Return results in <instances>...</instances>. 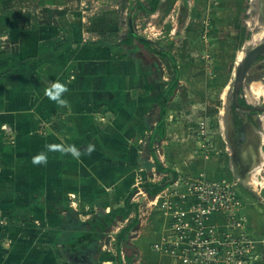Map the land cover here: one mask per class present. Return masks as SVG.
Masks as SVG:
<instances>
[{
  "label": "crops",
  "instance_id": "crops-1",
  "mask_svg": "<svg viewBox=\"0 0 264 264\" xmlns=\"http://www.w3.org/2000/svg\"><path fill=\"white\" fill-rule=\"evenodd\" d=\"M50 1L21 4L18 0H0V264H102L111 226L87 249L77 242L73 250V240L83 234L91 236L89 221L123 207L134 188L130 203L137 208L127 219L115 221L117 235L113 241L119 264H153L152 259L163 254L151 244L162 246L168 242V230L161 241L160 227L158 231L145 227L156 224L158 228L164 215L151 204L156 195L141 185L168 183L173 174L158 172L155 166L133 169L130 158L149 154L157 125L151 113L170 80L159 90L149 84L144 87L146 78L156 76L151 72L153 63L144 56L153 53L136 41L124 44L126 34L114 44L111 40L80 44L67 40L69 43L63 45L59 40L36 35L35 29L45 26L32 23V12L38 7L35 2L44 7ZM188 7L191 18L198 9ZM130 52L151 74H132L133 64L126 60ZM117 62H123L125 74L119 70L111 75V66ZM128 64L132 72L124 70ZM56 80L68 88L64 94L67 107L58 106L44 95L45 87ZM179 91L177 88L170 102ZM169 108L168 104L166 114ZM165 121L167 127V117ZM49 144L75 145L81 156L75 159L71 154L48 151ZM90 144L95 150L89 155L86 149ZM42 152L48 157L47 164L34 165L32 158ZM117 152L130 160L117 164ZM134 173L136 178L147 180L134 182ZM26 181L32 185L24 190ZM134 220L138 223L126 233L125 241L130 240L136 248L135 257L132 263H126L118 236ZM176 258V263H182Z\"/></svg>",
  "mask_w": 264,
  "mask_h": 264
},
{
  "label": "rangeland",
  "instance_id": "rangeland-1",
  "mask_svg": "<svg viewBox=\"0 0 264 264\" xmlns=\"http://www.w3.org/2000/svg\"><path fill=\"white\" fill-rule=\"evenodd\" d=\"M18 1L21 4L31 3V0ZM135 1L51 0L50 5L44 7H39L35 2L38 7L36 12H32L35 16L32 23L36 21L37 24L45 26L35 29L36 35L59 40L57 42L61 45L69 43L67 40L72 43L78 41L79 44L91 40H111V44H114L125 34L128 36V15L131 14L134 30L138 35L151 40L157 49L174 56L179 67L180 91L176 99L169 103L170 108L166 114L169 131L166 135L169 138L166 142L155 145L157 158L176 171L177 178L172 186L202 178L236 187L237 206L231 218L234 225L228 223L222 215L212 219L219 231L231 236L230 240L221 238V259L228 260L229 264H264V167L257 175L258 184L248 179L247 182L245 179L248 178L249 168L241 164L237 154V150L241 148L252 147L249 134L251 131L248 132L247 124L259 128L257 118L261 113L247 118L245 123L241 119V112H230L233 123L230 138L221 124L224 112L229 111L232 104L231 84L234 80L237 55L246 42L264 26V0H161L158 11L153 14L136 13V10L129 13L128 9ZM189 5L198 9L192 12L191 18L188 13ZM144 56L147 62L153 63L151 72L154 71L153 75L156 76L146 78L143 85L145 87L149 84L159 90L171 79L172 71L159 56ZM127 57L126 60L134 67L132 74H151L146 67L139 66L133 53L130 52ZM122 63L117 62L111 66V75L117 74L119 70L123 71ZM132 67L125 65L124 70L131 69L132 72ZM263 74L264 56L249 71L239 100L252 106H264V97L257 100L248 99L250 83H253L254 89H258V79ZM144 91L149 90L144 88ZM133 98L136 99V95H133ZM152 115H149V118ZM235 115L241 119L239 126L236 125ZM242 135H245V138H242ZM253 149L254 156L260 159L264 144L257 143ZM143 155L132 156L130 161L133 169L143 166L150 169L155 166L154 158L150 154ZM124 157L121 154L116 155V163L127 161ZM136 174L132 175L134 182L147 180L139 176L136 178ZM243 175L247 177L244 178ZM172 179L173 176L170 175L168 182ZM151 204L158 207L157 203ZM159 211L163 212L161 209ZM145 227L153 228L154 231H158L160 227L161 241L166 237V231L170 230L167 223L158 224V228L156 224H148ZM209 228L215 229L212 225ZM110 229V244L108 248H104L106 260L100 261L102 264H111L106 263L107 260L114 259L113 264H119L113 241L117 235L116 229L113 225ZM112 243L114 252L111 253ZM154 243L151 246L156 248L157 243ZM165 244L162 245L165 248L160 250L163 255L161 258H153V264H179L176 263L175 256H170ZM120 246L122 259L126 263L128 258L134 261L136 248L130 240L123 241Z\"/></svg>",
  "mask_w": 264,
  "mask_h": 264
},
{
  "label": "built area",
  "instance_id": "built-area-1",
  "mask_svg": "<svg viewBox=\"0 0 264 264\" xmlns=\"http://www.w3.org/2000/svg\"><path fill=\"white\" fill-rule=\"evenodd\" d=\"M169 187L153 199L166 216L159 221L167 223L170 229L165 244L169 253L179 257L182 264H229L221 259L220 241L222 237L230 240L231 236L219 231L212 219L222 215L234 225L231 218L236 212L237 188L202 178ZM157 247L165 248L159 244Z\"/></svg>",
  "mask_w": 264,
  "mask_h": 264
},
{
  "label": "trees",
  "instance_id": "trees-1",
  "mask_svg": "<svg viewBox=\"0 0 264 264\" xmlns=\"http://www.w3.org/2000/svg\"><path fill=\"white\" fill-rule=\"evenodd\" d=\"M161 4V0H136L135 3L132 5V8H130L129 13L133 12V10L136 9V13H145V14H153L157 12L158 7ZM129 16V33L127 39L124 41V44L126 45H132L133 41L138 42L139 44L144 45L150 52H152L155 56H159L162 59V62L165 63L166 67L169 68V70L172 71V76L170 79V83L168 86L164 89L162 92L158 103L154 109V117L157 119V125L155 126V129L153 131V134L151 136V140L149 142V154L154 158V165L158 172L163 173H172L173 179L165 184L161 185H154L151 183H143L141 186L149 191L152 195H157L167 187H169L171 184L174 183L175 179L177 178V173L172 168H165L162 166L160 160L157 158L156 150L154 148L156 143H160L165 137L167 132L166 127V113L168 109V104L171 101V99L176 95V91L179 85V67L177 65V61L174 58L172 54H170L167 51L159 50L157 49L153 43L148 40L147 38L143 36H139L136 32L133 30V19L131 14ZM123 43V42H122ZM239 102L242 105H246V103L242 100H239ZM236 125L239 126L241 124V119L235 115L234 116ZM119 154L118 152L116 153ZM28 159V156L27 158ZM130 160L127 158V156L124 158ZM38 172V170H36ZM31 184V181H26L23 183V189L26 190ZM136 188L133 189V191L128 195L124 202L123 207H118L116 209H112L109 213H101L98 216H95L93 220L89 221V225L91 229L93 230V234L89 237H87V234H83L84 237H77L73 240V250H76L75 243L82 242L84 245L83 247H87L92 244L94 241H98L99 238L105 233V231L112 226L116 220L118 219H127L132 211L137 208L135 204L130 203V198L133 195V192ZM96 219V220H95ZM138 223L137 220H134L132 226H128L125 228L118 236V243L119 245L126 240V233L131 230V228ZM132 259L128 258L127 262L132 263Z\"/></svg>",
  "mask_w": 264,
  "mask_h": 264
},
{
  "label": "bare ground",
  "instance_id": "bare-ground-1",
  "mask_svg": "<svg viewBox=\"0 0 264 264\" xmlns=\"http://www.w3.org/2000/svg\"><path fill=\"white\" fill-rule=\"evenodd\" d=\"M263 40H264V26L261 28V30L259 32H256L252 36L251 40L247 41L246 44L244 45V47L239 51L237 58H236V67L242 61L246 52L250 48L258 45L261 42H263ZM258 80L260 83V87L258 89H254L253 83H250V91H249V98H248L249 100H255V99L257 100L259 97H264V74L261 75ZM230 90H231V88H230ZM242 116H243V118H245L244 115H242ZM257 121H258V127L260 129L256 128L255 126L248 125V132L251 131L249 134H250L252 143H250V144L252 145L253 148L256 147L257 143L258 144H264V113H261L259 115V117L257 118ZM221 124L223 126L224 131H225V134L227 136H229V138H230V136L232 134V119L230 117L228 110L226 112H224L222 120H221ZM252 147L243 148V149L241 148V149L237 150L238 151L237 154H238V157H241L240 154L242 151L245 154L243 156V157H245V160H243V162L241 163L244 167L248 166L247 168H249V171L247 174L248 178H246L247 176L244 177V175H243V177L246 178L245 180L247 181V179H248V180L258 184L259 180L257 178V175L260 174L262 168L264 167V152L261 153V158L257 159L254 156V153H252V150L254 151V149H252ZM243 171L245 172V170H243ZM241 179H242V177H241Z\"/></svg>",
  "mask_w": 264,
  "mask_h": 264
},
{
  "label": "water",
  "instance_id": "water-1",
  "mask_svg": "<svg viewBox=\"0 0 264 264\" xmlns=\"http://www.w3.org/2000/svg\"><path fill=\"white\" fill-rule=\"evenodd\" d=\"M264 56V40L258 45L250 48L242 61L237 65L234 73V80L232 82V92H231V108H229V113L233 110L241 112L245 116V122H247L248 115L264 113V106H252L246 102V105H242L239 102L240 92L244 87L245 80L249 71L252 67ZM241 119H244L241 116ZM245 138V135H242ZM262 259L264 261V243L262 249Z\"/></svg>",
  "mask_w": 264,
  "mask_h": 264
},
{
  "label": "clouds",
  "instance_id": "clouds-1",
  "mask_svg": "<svg viewBox=\"0 0 264 264\" xmlns=\"http://www.w3.org/2000/svg\"><path fill=\"white\" fill-rule=\"evenodd\" d=\"M68 92L66 84L59 80L52 81L44 89V95L51 101L55 102L60 107H67L68 101L64 98V94ZM48 151H59L62 154H71L75 159H79L81 156V151L75 145H62V144H49L46 145ZM95 150L94 145L87 146V153L90 155ZM48 157L46 153H40L32 158V163L34 165L47 164Z\"/></svg>",
  "mask_w": 264,
  "mask_h": 264
},
{
  "label": "flooded vegetation",
  "instance_id": "flooded-vegetation-1",
  "mask_svg": "<svg viewBox=\"0 0 264 264\" xmlns=\"http://www.w3.org/2000/svg\"><path fill=\"white\" fill-rule=\"evenodd\" d=\"M243 114H241V116H242ZM253 115H255V114H251V115H248V118H251ZM242 118H243V116H242ZM244 119V122H245V118H243ZM246 123V122H245ZM232 128H233V123H232ZM247 128H248V124H247ZM248 130V129H247ZM252 149H253V147H252ZM245 154L243 153V151L241 152V154H240V156L241 157H239V159H240V162L242 163L243 162V160H245V157H243ZM246 168L248 167V166H245Z\"/></svg>",
  "mask_w": 264,
  "mask_h": 264
}]
</instances>
